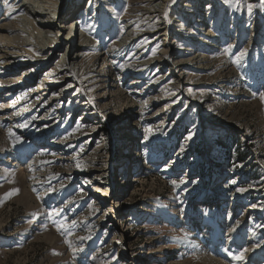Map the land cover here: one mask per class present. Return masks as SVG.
<instances>
[{"label": "rangeland", "instance_id": "374dc122", "mask_svg": "<svg viewBox=\"0 0 264 264\" xmlns=\"http://www.w3.org/2000/svg\"><path fill=\"white\" fill-rule=\"evenodd\" d=\"M23 1L0 0V17ZM148 2L92 0L73 30L81 69L33 61L44 69L25 85L0 61V264H264V0H217L208 20ZM127 20L139 33L124 47ZM210 130L241 142L217 157Z\"/></svg>", "mask_w": 264, "mask_h": 264}, {"label": "bare ground", "instance_id": "6f19581e", "mask_svg": "<svg viewBox=\"0 0 264 264\" xmlns=\"http://www.w3.org/2000/svg\"><path fill=\"white\" fill-rule=\"evenodd\" d=\"M163 1L167 2L169 0H161L160 2H158V0H150V2H148L149 5L146 6L144 8V10H146L147 13L150 10L154 11V13H155ZM186 1H187V2H185L186 4L185 5L182 4V6L188 7L187 9L184 10V15H186V17H187V18L185 17V19H187V20H188L189 16H191L190 17L191 19L199 18L201 16L199 14H201V13L204 15L203 19L205 18V20H206V18H207V20H208V17L211 16V14H212L211 10L214 11L215 10V4H217V0H198L199 4L196 6L197 0H186ZM251 1H253V0H251ZM62 2L63 3L61 5L58 0H24L23 1V12L25 14L19 15V17H17L15 20H12V19L10 20V19H7L5 17L2 18L3 14L0 17V61H3V67L5 68V70H8V74H10V76L13 78V80L19 79L25 85L36 84L34 81L35 75L38 76L44 68H42V65L38 66L37 65L38 62H37V64H34L33 61L35 62V61L39 60L40 62H46L48 60L55 59L58 56H61V57L56 59L58 62H57L56 69L53 71L55 73L65 72L68 69V66L69 67H75V68H78V66H79L80 69L83 68V60L81 58H82L84 52H86L85 46H87V44L84 42V40H81L82 42L79 41V43L75 44L74 43L75 39H74V35H73V30H75L74 33L78 37L83 35L84 30L82 27L84 25V21L86 19L87 12L89 11V9L92 5V0L90 1L89 7L87 6L88 4H86V2H84V1H82L80 4H78L77 0H65V1L62 0ZM135 3H137V2H135ZM98 6H99L98 12H100V13H96L95 15H97V16H95L94 18H100V17L103 18V15H104L103 9L104 8L101 10V8H102L101 4L100 5L97 4V8H98ZM196 7H198V10L193 11L194 8L196 9ZM189 9H191V10H189ZM201 10H203L204 12H202ZM200 11H201V13H200ZM89 13H90V11H89ZM92 14L94 16V13H91V15ZM151 14H153V13H151ZM74 15H75V17L71 20V17H73ZM148 16H149V14H148ZM148 16H147V18H149ZM151 17L149 18V20L151 19ZM161 18H162V16H161ZM135 19H137V18H135ZM131 20H127L123 24V31L125 30V33H124L125 36L122 38V42H120L121 45H123V46L127 45L130 40L138 39L137 34L139 32H137V25H136L137 21L135 22V21H131ZM154 21H156V20H154ZM173 21H176V20H173ZM178 21L179 20H177V22ZM192 22L193 23L194 22L199 23L201 21L192 20L191 23ZM71 23H73L72 27H74V28L70 27ZM146 25L147 24H145V26ZM183 25H182V27H183ZM211 25H213V23ZM157 26H158V29L155 30V33L157 34L160 32L159 36L164 35L163 36L164 37L163 38V44L166 45V47H167L166 49L165 48L162 49V51L160 52V53H162L161 56L163 57V56H165V54L167 53V50L169 49V46L167 44H171V36L169 33L170 32L169 27H168L169 25L164 20L163 22L161 21L160 23L158 21ZM177 26H180V24L177 23ZM60 48L64 49V50L63 49L61 50V51H63L62 54L60 52H57L60 50ZM156 53H157V51H156ZM156 56H157V54H156ZM162 57H157L155 59L156 62H164L166 59H162ZM182 59L179 60L177 66L183 67V66L190 64V63L198 64L199 61L202 60V59L197 60V57H192V58H189L187 60H182ZM153 63L154 62H151L150 60H148L146 62V64H153ZM183 75L184 74L182 73L178 76L179 82H181V79H182L181 77ZM52 76H53V74H52ZM2 80L3 79H1V82H3ZM37 83L49 84V83H53V82L50 81V76L48 78V76L44 75V78L40 79ZM186 83H187L186 81H183V83H181V84L183 85ZM178 84L180 85V83H178ZM196 84L198 86H201V84H203V83L197 82ZM44 86L46 87V85H44ZM54 88H56V87H53L52 89H54ZM46 89L48 90V87H46ZM42 91H45L43 93L46 94V90L43 89ZM60 91L63 92V90H60ZM54 92H56V91H54ZM205 100H207V99L202 98L200 101L203 102ZM3 105H4L2 107L3 109L9 108L8 104H3ZM210 246L212 248L215 247L214 249L217 250V248H216L217 245L215 246L213 244V242H212V245H210ZM210 256L204 257V255H203V257H200V259L203 258L204 260H206V261L201 260V261H204L205 264H222L223 263V262L222 263L219 262V260H216L215 258L211 259ZM178 264H186V262L178 263Z\"/></svg>", "mask_w": 264, "mask_h": 264}, {"label": "trees", "instance_id": "16d2710c", "mask_svg": "<svg viewBox=\"0 0 264 264\" xmlns=\"http://www.w3.org/2000/svg\"><path fill=\"white\" fill-rule=\"evenodd\" d=\"M207 134L210 141L215 143V148L217 147V157H225L230 155L234 148L241 142L238 138H232L230 135L225 137L224 135L218 134V132H215L214 130H210L207 132Z\"/></svg>", "mask_w": 264, "mask_h": 264}, {"label": "snow or ice", "instance_id": "6c2138e0", "mask_svg": "<svg viewBox=\"0 0 264 264\" xmlns=\"http://www.w3.org/2000/svg\"><path fill=\"white\" fill-rule=\"evenodd\" d=\"M5 2H7V0H5ZM225 2L227 3V2H229V0H225ZM252 7H253V6H252L251 4H248V5H247V9H248V12H249V13H251V11H252ZM9 8L11 9L12 6L9 5ZM231 47H232V46L229 45L228 48L225 50V52L227 53L228 51H230V50H231ZM245 52H246V50H242V51L239 53V55L236 57V62H237V63H239L240 60L244 57ZM261 98L264 99V93H261ZM17 139H19V138H17ZM234 182H235V181H233V183H234ZM172 183H173L175 186L179 187V184H177L176 181H173ZM179 183L182 184V183H184V181L181 180ZM61 187H63V185H61ZM245 190H246V189H243V188L238 189V191H241V192H243V191H245ZM53 212L55 213V210H53ZM73 224H75V221H73ZM61 227H64V225H58V229L61 228ZM234 258L237 259V260H243V259H244V254H243V252H241L239 255H236Z\"/></svg>", "mask_w": 264, "mask_h": 264}]
</instances>
